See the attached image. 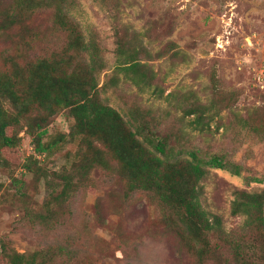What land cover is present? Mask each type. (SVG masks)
<instances>
[{
  "label": "trees",
  "instance_id": "16d2710c",
  "mask_svg": "<svg viewBox=\"0 0 264 264\" xmlns=\"http://www.w3.org/2000/svg\"><path fill=\"white\" fill-rule=\"evenodd\" d=\"M98 1L117 11L111 18L118 65L115 76L102 87L99 78L108 67L105 47L97 35L86 37L71 15L76 0H0V41L6 43L0 54V163L9 166L2 152L17 149L22 132L32 138L38 155L50 154L67 138L79 140L75 162L62 173L49 172L33 157L24 164L36 181L42 177L52 189L43 211L34 213L37 224H63L68 200L82 188L95 187L94 176L102 172L112 179L118 177L126 198L142 195L157 207L165 227L192 264H264V193L235 192L231 214L245 219L239 236L228 232L223 218L207 212L201 202L211 170L241 177L244 168L225 150L202 151L192 145L183 129L169 130L174 120H165L174 119L171 110L134 105L123 114L110 105L109 94L124 81L141 91L153 89L158 98L163 91L155 84L153 70L141 63L145 48L140 35L121 23L120 0ZM46 12V32L35 31L34 22L44 20ZM43 45H47L45 49ZM39 48L43 54L33 56ZM175 48L171 43L168 51ZM173 56L179 58L180 54L174 52ZM184 97L179 120L187 128L211 134L212 125L220 123L216 119L228 111L233 119L228 125H218L215 132L223 127L231 131L232 143L241 144L242 135L264 141V124L258 122L264 119V107L254 109L251 117L236 115L235 91L212 89L207 103L195 93ZM64 111L74 121L70 133L45 143L48 125ZM249 236L256 241L250 246L243 241ZM1 251L7 264H59L72 254L69 247L60 245L31 254Z\"/></svg>",
  "mask_w": 264,
  "mask_h": 264
},
{
  "label": "rangeland",
  "instance_id": "374dc122",
  "mask_svg": "<svg viewBox=\"0 0 264 264\" xmlns=\"http://www.w3.org/2000/svg\"><path fill=\"white\" fill-rule=\"evenodd\" d=\"M120 4L121 23L140 35L151 54L144 50L141 63L156 74L155 84L163 97L124 81L109 94L110 105L122 113L134 105L171 110L174 119L165 120H174L169 130L183 129L192 145L202 151L225 150L244 168L241 177L211 170L201 197L203 208L221 216L226 230L239 236L245 219L232 216L231 205L237 190L264 193V141L242 135L241 144L232 143L231 131L223 127L215 132L218 125H228L233 119L228 111L216 119L220 123L212 125L211 134L193 131L179 119L185 94L195 93L207 103L215 88L236 92L233 112L241 117H251L254 109L264 107V0H120ZM116 13L98 0H76L71 12L84 35H97L105 47L108 67L100 75V87L115 76L118 65L111 18ZM42 18L45 21L34 22L35 31L46 32L48 13ZM171 43L176 45L173 52L168 51ZM5 44L0 41V54ZM40 50L32 55H42ZM174 52L180 57H174ZM258 122L264 124V119ZM73 124L67 111L57 115L47 127L44 142L68 135ZM19 137L22 141L17 149L2 152L9 166L0 163V264H7L2 248L31 254L55 245L72 252L58 259L59 264H192L165 227L157 207L142 195L126 198L118 177L112 179L102 172L94 176L95 187L82 188L68 200L63 224H37L34 213L43 211L52 189L44 178L36 181L24 164L33 157L49 172L62 173L75 162L79 140L67 138L50 154L38 155L31 137L24 132ZM253 240L250 236L243 239L248 246Z\"/></svg>",
  "mask_w": 264,
  "mask_h": 264
}]
</instances>
